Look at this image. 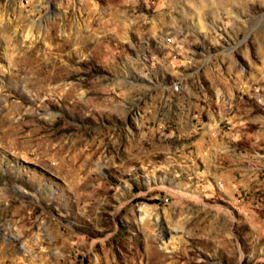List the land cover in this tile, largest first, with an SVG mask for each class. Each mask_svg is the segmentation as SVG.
<instances>
[{
    "label": "rangeland",
    "instance_id": "1",
    "mask_svg": "<svg viewBox=\"0 0 264 264\" xmlns=\"http://www.w3.org/2000/svg\"><path fill=\"white\" fill-rule=\"evenodd\" d=\"M0 264H264V0H0Z\"/></svg>",
    "mask_w": 264,
    "mask_h": 264
},
{
    "label": "bare ground",
    "instance_id": "2",
    "mask_svg": "<svg viewBox=\"0 0 264 264\" xmlns=\"http://www.w3.org/2000/svg\"><path fill=\"white\" fill-rule=\"evenodd\" d=\"M21 71V70H20ZM23 71V70H22ZM18 72V71H17ZM20 73V72H19ZM22 75V74H21ZM20 77V76H19Z\"/></svg>",
    "mask_w": 264,
    "mask_h": 264
}]
</instances>
